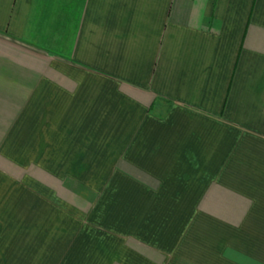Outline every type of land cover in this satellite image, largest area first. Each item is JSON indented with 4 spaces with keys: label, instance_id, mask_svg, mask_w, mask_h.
I'll use <instances>...</instances> for the list:
<instances>
[{
    "label": "crops",
    "instance_id": "0c3cea01",
    "mask_svg": "<svg viewBox=\"0 0 264 264\" xmlns=\"http://www.w3.org/2000/svg\"><path fill=\"white\" fill-rule=\"evenodd\" d=\"M0 264H264V0H0Z\"/></svg>",
    "mask_w": 264,
    "mask_h": 264
}]
</instances>
